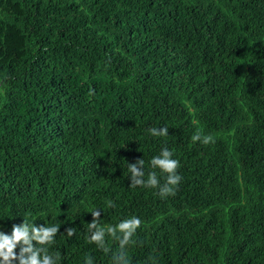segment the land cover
I'll return each mask as SVG.
<instances>
[{"label": "trees", "instance_id": "16d2710c", "mask_svg": "<svg viewBox=\"0 0 264 264\" xmlns=\"http://www.w3.org/2000/svg\"><path fill=\"white\" fill-rule=\"evenodd\" d=\"M163 148L175 195L130 187L139 158L164 183ZM94 209L142 220L130 264H264V0H0V231L60 225L58 264H113Z\"/></svg>", "mask_w": 264, "mask_h": 264}, {"label": "clouds", "instance_id": "9594fccd", "mask_svg": "<svg viewBox=\"0 0 264 264\" xmlns=\"http://www.w3.org/2000/svg\"><path fill=\"white\" fill-rule=\"evenodd\" d=\"M150 133L154 137H164L168 135L167 127L151 128ZM193 142H201L208 144L210 137H201L193 135ZM173 152L167 148H163L158 156H154L150 161L152 169H159L164 179L161 184L160 178L156 171H149L145 179V161L143 158L137 159L135 163L128 164L131 173L130 187L137 186L147 188H158L161 198L174 196L176 190L182 180L178 174L180 162L173 159ZM108 207L114 208L112 201L108 202ZM101 209L91 211L92 222L88 223V240L89 243L95 244L98 249L104 253H110L109 238L119 243V250L112 255L113 264H130L127 255V246L130 245L135 236L137 229L142 225V220L133 215L129 218L122 219L115 225H102L100 217ZM60 225H41L36 226L33 221L23 220V223L13 224L11 234L0 231V264H58L60 256L58 253L49 252V247L55 242V237L59 233ZM65 232L69 238L75 235L74 228H66ZM35 242V244H34ZM17 248L19 252L17 253ZM84 264H94V258L88 256L85 258Z\"/></svg>", "mask_w": 264, "mask_h": 264}]
</instances>
